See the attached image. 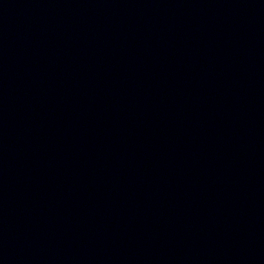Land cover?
Wrapping results in <instances>:
<instances>
[{
    "label": "water",
    "instance_id": "obj_1",
    "mask_svg": "<svg viewBox=\"0 0 264 264\" xmlns=\"http://www.w3.org/2000/svg\"><path fill=\"white\" fill-rule=\"evenodd\" d=\"M0 264H264V0H0Z\"/></svg>",
    "mask_w": 264,
    "mask_h": 264
}]
</instances>
